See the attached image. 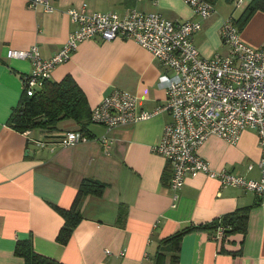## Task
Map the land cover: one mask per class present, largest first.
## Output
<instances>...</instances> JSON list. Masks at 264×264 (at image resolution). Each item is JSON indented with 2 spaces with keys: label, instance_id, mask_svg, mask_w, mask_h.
I'll list each match as a JSON object with an SVG mask.
<instances>
[{
  "label": "crops",
  "instance_id": "obj_1",
  "mask_svg": "<svg viewBox=\"0 0 264 264\" xmlns=\"http://www.w3.org/2000/svg\"><path fill=\"white\" fill-rule=\"evenodd\" d=\"M47 1L53 12L30 8L26 0H0V264H25L14 249L26 241L34 253L61 264H264V194L223 187L204 174L186 176L177 193L171 190L170 168L153 151L171 121L167 112L112 130L90 124L89 141L73 146H40L45 130L21 134L7 124L31 71L28 60L7 59V50L36 46L43 59H50L75 29L69 9L85 5L88 13L136 10L178 22L199 21L193 43L203 58L228 53L219 31L228 16L234 18L215 11L202 20L184 0ZM239 34L246 45L262 47L264 11H256ZM163 73L164 67L134 41L96 39L80 43L49 81L71 77L90 110L118 89L136 97L140 110L151 112L166 102L157 88ZM54 131H79V126L61 121ZM198 154L212 170L247 180L260 177L252 130L242 132L235 145L209 137ZM83 180L102 184L103 193L83 197L81 219L67 243L60 244L64 219L56 208H71ZM242 208L248 209L244 231L219 239L217 229H195L182 237L176 251L171 238L179 231L210 225Z\"/></svg>",
  "mask_w": 264,
  "mask_h": 264
},
{
  "label": "built area",
  "instance_id": "obj_2",
  "mask_svg": "<svg viewBox=\"0 0 264 264\" xmlns=\"http://www.w3.org/2000/svg\"><path fill=\"white\" fill-rule=\"evenodd\" d=\"M30 8L43 6L53 12L47 0H26ZM202 20L215 13L205 0H184ZM242 0L234 2L240 8ZM75 25L67 41L50 59H43L36 46L28 50L8 49L7 59L28 60L30 73L23 79V93L31 97L50 79L57 65L69 61L78 45L88 40L110 42L132 40L148 51L165 69L157 88L166 94V102L148 112L138 108L130 93L113 89L91 110V123L112 130L148 120L167 112L171 121L162 130L153 151L162 156L171 171L170 188L177 193L186 176L204 174L223 187L243 188L258 196L264 194V45L253 48L241 39L231 17L223 21L219 35L227 47L226 55L200 56L193 36L201 30L199 21H173L158 13L128 10L123 15L88 13L86 6L69 9ZM252 130L260 152L258 180H247L229 171L212 170L198 150L209 137L235 145L242 132ZM40 146H73L89 141L80 131H45ZM102 144H108L105 138ZM251 169V166L248 167ZM215 238L227 239L225 228Z\"/></svg>",
  "mask_w": 264,
  "mask_h": 264
},
{
  "label": "trees",
  "instance_id": "obj_3",
  "mask_svg": "<svg viewBox=\"0 0 264 264\" xmlns=\"http://www.w3.org/2000/svg\"><path fill=\"white\" fill-rule=\"evenodd\" d=\"M212 5L215 0H205ZM256 11H264V0H250L239 18L234 20L238 29H242ZM70 120L79 126V131L88 134V126L91 123V110L86 98L73 79L64 77L60 82L46 81L43 87L36 91L31 97L22 92L19 104L13 109L7 124L18 133H25L36 129L54 131L61 121ZM103 185L90 180H83L70 209L56 210L62 215L64 224L60 229L57 241L66 244L73 229L81 219L80 204L83 197L87 195L101 196ZM248 209L242 208L236 212L215 220L210 225L191 227L179 231L171 240L175 242L178 251L179 242L182 237L195 229L216 230L225 228V234L244 231ZM14 254L24 260L25 264H61L52 259L40 256L33 252L30 241L17 243ZM177 259V256H174Z\"/></svg>",
  "mask_w": 264,
  "mask_h": 264
},
{
  "label": "rangeland",
  "instance_id": "obj_4",
  "mask_svg": "<svg viewBox=\"0 0 264 264\" xmlns=\"http://www.w3.org/2000/svg\"><path fill=\"white\" fill-rule=\"evenodd\" d=\"M236 0H215L214 8L218 13L229 14L234 19H238L242 11L245 9L250 0H242L243 3L240 8H235L234 2ZM229 17V16H228ZM227 17V18H228ZM226 18V19H227Z\"/></svg>",
  "mask_w": 264,
  "mask_h": 264
}]
</instances>
